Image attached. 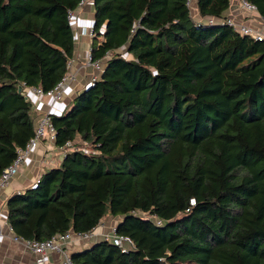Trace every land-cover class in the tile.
I'll list each match as a JSON object with an SVG mask.
<instances>
[{
	"label": "trees",
	"instance_id": "16d2710c",
	"mask_svg": "<svg viewBox=\"0 0 264 264\" xmlns=\"http://www.w3.org/2000/svg\"><path fill=\"white\" fill-rule=\"evenodd\" d=\"M232 1L195 0L197 22L187 0H92L90 59L108 58L48 115L54 146L72 150L5 199L14 235L111 215L131 245L98 239L73 264H264V40L205 21ZM247 1L264 17V0ZM78 2L0 0V173L38 117L22 89L66 74Z\"/></svg>",
	"mask_w": 264,
	"mask_h": 264
},
{
	"label": "crops",
	"instance_id": "0c3cea01",
	"mask_svg": "<svg viewBox=\"0 0 264 264\" xmlns=\"http://www.w3.org/2000/svg\"><path fill=\"white\" fill-rule=\"evenodd\" d=\"M195 14L196 16H193V18L199 20L200 17L197 15L196 9ZM74 15V22L70 25L73 35V53L67 66V72L72 75V78L65 84L61 99L52 101L50 98H39L31 92L27 93V99L31 102L32 107L35 102L41 101L43 104L42 112L47 114H61L75 93L88 85V80L93 73L92 68L87 63L91 36L80 32V28L89 29L92 27V1L76 8ZM228 15L244 18L245 14L239 11L236 0H233L226 16ZM61 158L62 156L54 144L41 140L39 148L30 153L28 158L18 167L16 173L10 176L0 189V227L3 228V234L0 238V264H34V253L25 248L21 242L11 238L13 233L7 228L5 220V199L10 194L32 185L44 169L56 166ZM116 220L117 217L107 215L93 227V232L88 240H81L73 244L65 243L61 251H47L44 264H61L64 252L69 253L73 249H79L93 241L103 239V234H112V226H114Z\"/></svg>",
	"mask_w": 264,
	"mask_h": 264
},
{
	"label": "built area",
	"instance_id": "2783aa9c",
	"mask_svg": "<svg viewBox=\"0 0 264 264\" xmlns=\"http://www.w3.org/2000/svg\"><path fill=\"white\" fill-rule=\"evenodd\" d=\"M92 0H79L76 8L91 2ZM195 0H187V5L190 8L194 4ZM239 11L244 13V18H237L235 15L225 16L223 19H217L208 17L206 22L215 23L219 22L227 24L232 27L233 30L241 35H247L255 40H264V17L260 16L257 12L256 6L247 0H236ZM69 25H72L75 19L74 10L67 11L66 14ZM200 22L201 20H195ZM80 32L86 33L88 36H92V29L80 28ZM108 58V55H104L101 60H91L89 50L87 54V63L92 68L93 73L88 80V84L93 82L99 75L103 67V61ZM72 75L66 71L64 77L50 90L41 91L38 88L24 87L22 93L27 96L28 92H31L36 97L50 98L52 101H59L62 97V91L65 84ZM33 109L38 113V117L35 121L32 136L27 140L24 147L16 150L15 157L9 165H7L0 173V189L6 183L8 178L16 173L18 167L28 158L31 152L39 148L41 140H46L53 144L55 131L52 123L50 122L49 114L42 112L43 104L41 101L34 103ZM60 154L64 155L69 150H72V143L67 141L62 146L57 147ZM193 202V199L191 200ZM155 223L161 222L159 219H154ZM7 228L10 229L7 224ZM93 227L90 230L82 232L66 231L64 233H57L51 235L45 239H22L14 234L11 238L15 241H19L25 248L34 253V264H44L45 254L49 250L61 251L65 243L73 244L81 240H88L93 232ZM114 226H112L113 232ZM11 230V229H10ZM3 234V228L0 227V238ZM104 239L109 240L112 244L118 246L121 250L125 251L130 245L131 240L126 235H118L114 232L110 235L103 234ZM61 264H73L69 258V254L64 252Z\"/></svg>",
	"mask_w": 264,
	"mask_h": 264
},
{
	"label": "rangeland",
	"instance_id": "374dc122",
	"mask_svg": "<svg viewBox=\"0 0 264 264\" xmlns=\"http://www.w3.org/2000/svg\"><path fill=\"white\" fill-rule=\"evenodd\" d=\"M195 7H194V5H192L191 7H190V11H191V14H192V16H196V14H195ZM75 141H77V142H79V139H76ZM77 145H79V144H77ZM85 149V148H84ZM60 153V152H59ZM61 156H63L62 154H61ZM116 219V218H115ZM188 264H190V263H188Z\"/></svg>",
	"mask_w": 264,
	"mask_h": 264
},
{
	"label": "water",
	"instance_id": "95a60500",
	"mask_svg": "<svg viewBox=\"0 0 264 264\" xmlns=\"http://www.w3.org/2000/svg\"><path fill=\"white\" fill-rule=\"evenodd\" d=\"M17 89L20 90V87L18 86ZM21 95H23L24 99L27 100V96L26 95H24L22 92H21Z\"/></svg>",
	"mask_w": 264,
	"mask_h": 264
}]
</instances>
